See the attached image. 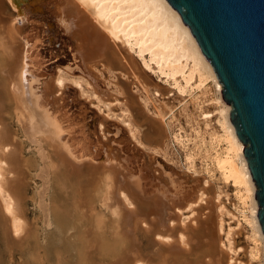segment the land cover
Listing matches in <instances>:
<instances>
[{"label":"bare ground","instance_id":"6f19581e","mask_svg":"<svg viewBox=\"0 0 264 264\" xmlns=\"http://www.w3.org/2000/svg\"><path fill=\"white\" fill-rule=\"evenodd\" d=\"M37 19L42 20L41 26L36 25ZM61 33L72 38L73 48L67 45L72 63L79 61L76 66L85 76L72 75L68 66L48 76L46 49L63 43L58 39ZM103 72H118L129 78L143 94L139 103L129 93L125 102L114 99L124 103L121 112L127 119L111 110L114 101L95 82L96 73ZM149 74L195 103L199 102L195 92L213 82V103L222 131L210 135V155L221 179L235 188L239 207L233 208L240 215L236 225L224 219L225 214L232 218L235 214L227 210L219 190L215 187L213 197L205 193L207 179L194 191L192 183L184 185L171 172H165V176L158 175L164 182L147 186L131 170L129 156L111 150L98 161L103 144L89 129L87 107L66 83L70 81L106 117L121 120L138 146L147 147L141 138L159 142L165 134L182 143L179 129L173 132L169 123L173 114L169 106L155 103L152 116L142 110L140 103L150 112V93L155 97L164 94L161 87L151 83ZM220 90L212 66L167 0H0V202L13 235L28 231L22 199L27 198L28 173L32 171L38 179L30 195L35 219L46 227L55 223L60 228L63 221L70 222L77 229L75 243H80L77 253L82 263H94L96 257L108 254L110 264H145V260L155 264H245L238 259L243 248L235 246L233 238L234 230L244 221L250 227L248 242L252 245L243 251L248 250L250 261L261 251L259 264H264V234L256 215L255 185L244 145L229 120L230 105ZM201 114L210 116L209 112ZM139 115L147 125L141 137L140 124L137 128L132 123ZM103 120L99 131L105 137ZM14 125L16 128L11 127ZM110 128L120 137L118 125ZM24 145L31 155L25 156ZM162 148L153 150L157 154ZM186 160L192 165L190 153ZM199 208L209 210L201 216ZM9 227L5 226L6 231ZM142 237H146V251ZM116 240L122 242L120 247Z\"/></svg>","mask_w":264,"mask_h":264},{"label":"rangeland","instance_id":"374dc122","mask_svg":"<svg viewBox=\"0 0 264 264\" xmlns=\"http://www.w3.org/2000/svg\"><path fill=\"white\" fill-rule=\"evenodd\" d=\"M35 23H36V25L41 26L42 20L37 19ZM58 39L61 42L63 41V43L61 45H59V47L46 49L47 53L44 56V59L47 60L46 64H47V66H48L47 68L49 70V72L47 73L48 76H52V77L55 76L57 73V71H56L57 68L62 67L63 69L66 70L67 66L72 69L70 71V73L72 75H81L82 73L80 72V68L76 66L77 64H79V61H77L76 63L75 62L72 63L71 52H70L71 50L69 51L67 48V45H68V47L70 46V48H73L74 42H73L72 38L70 37V35L68 33H66V34L61 33V34H59ZM48 52H50V53H48ZM96 74H97L96 79L98 81V85L100 86V88L102 90L108 92V94H109L108 99L112 102L114 101L113 104H110L111 110L116 112L115 114H117V116L119 115L120 117L122 115L121 113H123L121 118L127 119L128 117L124 114V112H121V111H123V110H121V108L122 109L125 108V105L123 102H125L126 95H128V93H129L130 96H134L135 99L137 100V102L139 103L141 101L139 98H140V96L142 97L143 94L140 93V90H138V87H136L135 83L131 82V80L129 78L123 77L118 72H114V73L103 72V74H99V73H96ZM117 74H119V75H117ZM114 75H116V76H114ZM82 76H84V75L82 74ZM149 76H150V74H149ZM150 79H151V83L157 84V86H159V88L161 87L160 89L162 90V92L164 94H162L160 97L159 96L155 97V95L150 93L151 95L149 94L150 96L148 95V98H147L148 99L147 101L150 104L147 103V107L149 106L148 109L152 113H150V112L148 113V110L145 109L143 103L142 104L140 103L142 110H143V112H145V113L147 112L148 115L152 116L151 114H153V112H154V106L153 105H155V103L156 104L161 103L165 107L169 106V108H171L173 111V114L169 117V121H170L169 123L171 124L173 132L176 133L179 129V131L177 132V135H178V137H179V135H182L180 137L182 139V143H179L178 142L179 140L177 141L176 138H174L172 136H165L166 134L164 135L165 137L163 136V138H161L162 142L160 140H159V142L149 140L148 138L144 137L141 139L145 143V145H147V147L146 146L145 147L139 146L141 148V151L155 156L158 160H160L162 163L165 164V166L167 167L168 170H173L174 172L178 173L180 175L181 179L184 181V183L182 181V183L184 185H189L192 183L191 186H193V189L195 188L194 191L201 188L203 186L204 179H207L208 180V186H207V190H206L207 192L205 191V193L208 194L209 197L210 196L213 197L215 190L216 189L219 190V192L221 194V201L223 202V204L226 205V206L225 205L224 206L227 207V210H229L232 214L233 213L235 214V216L233 218L231 217V215L225 214L226 216L224 215V217H225L224 219L227 222L229 221L230 225H232V226L236 225V222H237L236 219H237V217L240 218V215L233 208L234 206L239 207L238 200L236 198V193L234 190L235 188L231 184V182L226 183L223 179H221L222 177L220 176L219 172L213 167V162L211 160V155H210L212 152L210 145H213V144H210L211 143L210 142V140H211L210 135L211 134L213 135L214 133H218V132L221 133V131H222L221 126L219 124V121L217 119V118H219V115L217 114V108H216L217 106L215 105V103H213V92H215V88H214L215 86H214L213 82L212 81L208 82L205 85L206 86L205 88H201L197 91L194 90V91H196L195 95L197 96V102L199 101L198 103H195L193 101H190V99H188L187 94L186 95H179L176 92V90L170 89V87L167 84H163L160 80H158L156 78L155 74H151ZM156 81L157 82L159 81V82L157 83ZM68 82L69 83H66V85H67V87L71 88L70 91H72L74 93L75 97L77 99H79L80 101H82L85 104V106L87 107V110L89 112V114L87 116L89 129L94 131L95 135H98V138L100 139V141H105V137L101 136L100 131H99V122L101 121V118H105L108 121V127L112 124H115L121 128L120 137L118 135V136H116V139H117V141H119L121 139V143L124 145L125 151L131 157H134V162H133L134 167L132 168V170H134V169L137 170L140 167V165L138 163H140L141 160L137 161V157L134 155L132 156V151L130 149V142L133 144H135V142H133V140L130 138V136L128 134V130L121 124V120H117L114 116L112 117L114 119H112L111 117H106V115L103 112H99L97 110V108L92 106V104H91L92 102H90V100H87L85 97H82L81 94L79 93L78 89L75 88L74 85L70 81H68ZM153 84H150V85L154 86ZM165 88L168 90V92ZM163 89H165L166 91ZM54 95H56V94H54ZM116 98L119 101H123L122 102L123 104L120 102H116V100H114ZM155 100H157V101H155ZM200 101L201 102L203 101L202 102L203 104ZM199 104L201 105V107L202 106L203 107L201 108V107L197 106ZM103 109H104V111H106V109L104 107H103ZM131 112H133V111L131 110ZM201 112H209L210 116L207 118H204V117H202ZM133 114H134V112H133ZM139 116L138 117L135 116L136 118L133 117L136 121L132 119V121H133L132 123L134 125H136L137 128H138L137 125L140 124L141 127L139 126V134L141 137V135H143L142 133L146 132V126L147 125L144 124L145 122H143L141 119V116L140 117ZM138 121H139V123H137ZM143 124L145 126H143ZM11 127L16 128V125L11 126ZM196 135L198 138L196 137ZM183 136H185L186 138ZM146 139H148V140H146ZM162 139H164L165 141ZM195 139H197V140L199 139L198 140L199 142L197 140H196L197 142L194 141ZM204 139H205V142H204ZM144 140H146V141H144ZM200 141L202 144L204 142V144L202 145L200 143ZM184 143H185V145H184ZM205 143H207L208 146ZM197 144L200 146H198ZM135 145H137V144H135ZM186 145H187V147H186ZM220 145L223 146L222 143ZM156 146L163 147L162 150L158 151L159 153H157V154H156L157 151L153 150ZM183 147L186 149H184ZM199 147H200V149H199ZM29 150L30 149H28L27 146L24 145L25 156L31 155ZM113 151H115V149H113ZM152 151H154V152H152ZM99 152L101 154L100 150H99ZM186 153L187 154L190 153V155H192V157H193L192 165L189 164L188 161L186 160V156H187ZM207 153H209V155ZM207 155L209 156L210 159L208 158ZM205 156H206V158H205ZM194 158H195V160H194ZM100 160H101V157L99 158L98 161H100ZM147 162H149V159H147ZM135 165L138 168H136ZM185 167H187L190 170L189 171L186 170L187 168L185 169ZM205 168H207V169H205ZM142 169H143V171H148V173L149 172H152L153 174L158 173L157 170H155V168L149 169L147 167V164L142 165ZM183 173H187L188 176H185ZM194 177H199L200 178L199 182H197V181L194 182L192 180V178H194ZM28 178H29L30 182L28 183L27 188H26V195H27L26 197L27 198L22 199L23 201L21 200L23 202V203L22 202L21 203L23 205L24 211L27 213L26 216H28V217H26V219L28 220V221L26 220V222L28 223L27 224L28 225V231L27 232L24 231L20 234V236L17 235V237H15L16 235H13V233L11 232V229L8 225L9 223L5 220L6 215H5V213L3 214L4 211L2 210L3 208H2V204L0 202V208H1L0 209V216L2 215L0 217V219L2 220V222H4V224L2 226L0 225V264H91V261L93 263V260H91V261L88 260L89 263L88 262L87 263L80 262V260L78 258L79 252L77 253V250H79L78 248H80L81 246L79 247L80 243L78 241H77V244L75 243L77 229H75L74 226L70 224V222L63 221L60 228L57 227L55 223H51L49 225V227L48 226L46 227L45 225L37 222V220L35 219L36 216L34 214L35 207H34V204L31 200V198H30V195L33 194V189L35 187V184L38 183V179L33 176L32 171H29ZM32 181H34V182H32ZM215 187H216V189H215ZM194 193L196 195V192H194ZM200 210H198L197 212L198 213L201 212L202 213L201 216H202L203 213L207 212L209 209L203 208ZM2 217H3V219H2ZM188 221H190V220H188ZM241 222L242 223H241V225L238 226L237 230L236 229L234 230V231H237V233L234 232V234H233L235 236V237L233 236L234 241H235L234 245L238 246V247L240 246L243 249H245L246 247H247V249H249L250 246L252 245V242L250 240L248 242V239H249L248 235H250V233H249L250 227L248 225H246L244 223V221H241ZM32 225H34V226H32ZM5 226H8L9 230L6 231ZM41 226H42V228H41ZM29 227H31V228H29ZM34 227H35V230H37L38 234H36L35 230H33ZM29 230L31 232L30 234H29ZM238 230H240V231H238ZM8 231H10L11 233H9ZM57 232H58V234H57ZM8 233L10 235V239L7 238V236L9 237ZM23 233H25V234L23 235ZM32 233H35L36 235H34V234L32 235ZM12 235H13V238H12ZM22 235L24 236V238H22L23 237ZM26 237H27V239H25ZM8 239H9L10 243L8 242ZM11 239H15V241L12 242ZM22 239H24L25 242ZM60 240H61V242H60ZM110 241H114V240L110 239ZM257 241H258V246H259L260 245L259 239ZM145 242H146V237H142L141 244L143 246V250L145 249L144 251H146V248L144 245V244H146ZM247 242H248V244H247ZM115 243H118V245L116 244L117 247H120L122 244V242H118V240H116ZM243 249L241 250V252L239 251L238 259L242 260L243 262H247L245 264H259V263H261L260 262L261 261L260 259L262 258V256H260L261 251L259 253V256L254 261H250V259L248 258L249 257L248 253H247L248 250L243 251ZM93 259H94V257H93ZM95 259H97V260H95ZM95 259H94L93 264H95L97 262H98L97 264H110L111 257L108 254H105V255L103 254V255L96 257ZM146 261H147V263H146ZM144 262H145V264H155L154 261H152V260H145Z\"/></svg>","mask_w":264,"mask_h":264},{"label":"water","instance_id":"95a60500","mask_svg":"<svg viewBox=\"0 0 264 264\" xmlns=\"http://www.w3.org/2000/svg\"><path fill=\"white\" fill-rule=\"evenodd\" d=\"M167 2L189 28L221 84L223 100L230 105L229 120L244 145L243 154L255 185L257 220L264 234V0ZM95 82L98 84L97 79ZM102 122L105 141H100L103 144L101 160L105 151L113 152L115 149V154L129 156V164L134 167V157L117 141L118 134L108 129L105 118ZM130 149L132 156H136L137 161L141 160L138 163L140 167L133 172L139 174L147 186L164 182L159 180L158 175L165 176V172H171L179 181L182 180L178 173L168 170L164 163L141 151L138 145L130 142ZM144 164L149 169L155 168L158 173L143 171ZM194 179L197 182L200 180L199 177Z\"/></svg>","mask_w":264,"mask_h":264}]
</instances>
